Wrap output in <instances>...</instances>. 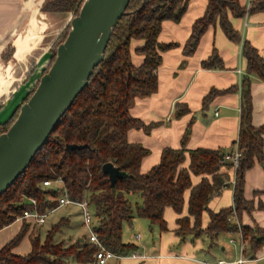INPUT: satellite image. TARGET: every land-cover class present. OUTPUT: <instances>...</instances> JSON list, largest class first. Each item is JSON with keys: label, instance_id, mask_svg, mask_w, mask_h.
I'll use <instances>...</instances> for the list:
<instances>
[{"label": "trees", "instance_id": "1", "mask_svg": "<svg viewBox=\"0 0 264 264\" xmlns=\"http://www.w3.org/2000/svg\"><path fill=\"white\" fill-rule=\"evenodd\" d=\"M69 1V8L77 3L76 0ZM78 1L82 5L85 0ZM246 1L208 0L204 16L194 23L184 48L185 56H192L205 32L217 24L229 40L242 44L241 54L246 62L247 75L240 87L241 123L236 144L242 156L236 169L233 207L217 213L209 212V224L206 229L202 228V217L209 211L210 201L229 186V175L222 169L229 170L233 165L221 159L223 152L220 150L187 149L185 144L190 130L184 135L181 149H165L161 163L148 173H141V164L149 151L140 144L130 143L128 133L132 129L150 132L152 125L147 126L133 117L130 110L137 97L146 98L157 92L162 53L177 47L175 43H159L163 22H179L187 11L188 2L130 0L126 14L112 34L105 58L95 68L87 87L61 118L30 167L0 197V230L13 224L27 211L43 214L57 208V198L66 190L71 200L88 203L93 210L95 231L100 242L118 257H128L138 251L137 246L123 241L125 223L131 224L139 217L148 219L161 231H167L165 210L169 207L178 215L176 234L182 239L206 234L214 243L222 233L240 232L244 239L249 240V250L257 252L263 248L264 229H258L256 234L249 227H238L231 222L235 212L241 216L243 212L254 210V202L245 197V177L256 164L264 169V126L255 127L252 122L251 82V76L264 80V58L249 41H242V35L233 27L229 17L231 14L235 18H243L264 12V0ZM134 40L144 42L136 49V53L144 57L140 66H136L132 58ZM202 66L209 70L225 69L217 54L204 61ZM216 93L212 91L206 100ZM186 113L187 107L179 106L177 115L180 117ZM11 121L0 124V135L7 132ZM73 144L84 148L67 150V146ZM188 160L189 166L185 167ZM107 163L127 174L126 178L117 180L115 187L111 186L109 175L103 171ZM192 175L203 178L199 184L193 185ZM45 181H59L62 189L45 187ZM189 190L188 215L183 216L185 193ZM132 196H139L142 203L134 207ZM31 199H35L37 204L33 205ZM66 220L56 224L43 242L40 235H31L32 249L22 256L13 250L28 234L30 222L24 221L20 232L0 249V264H68L70 258L78 264L97 263L98 248L86 239L73 244L55 241Z\"/></svg>", "mask_w": 264, "mask_h": 264}, {"label": "crops", "instance_id": "2", "mask_svg": "<svg viewBox=\"0 0 264 264\" xmlns=\"http://www.w3.org/2000/svg\"><path fill=\"white\" fill-rule=\"evenodd\" d=\"M187 2V11L179 22H163L159 43H175L177 47L162 53L163 61L158 70L157 92L150 97H137L130 110L133 117L140 119L147 126L152 125L150 132L144 129H132L128 133L130 143L140 144L149 151V155L141 164L140 170L143 174L161 163L165 149H181L187 130H190V135L185 146L189 150L202 148L220 150L228 154L238 146L236 141L239 138L241 123L240 87L243 78L247 75L246 62L241 54L242 44L229 40L219 24L211 25L201 38L196 52L186 57L185 45L190 39L194 23L204 16L208 0H187ZM15 4L16 0H0V27L10 18L5 17V14L15 12ZM229 17L233 27L242 35V41H249L264 58V12L246 15L243 18H235L231 14ZM14 24L15 22L5 32ZM45 28L44 17L36 10L28 22L27 29L14 42L15 56L25 57ZM143 44V41L134 40L131 45L132 58L136 66L144 62V57L136 53V49ZM213 54H217L223 61L224 70L203 68L202 63ZM10 79L11 66L0 64V90L9 84ZM251 82L254 107L252 122L255 127H261L264 126V80L251 76ZM212 91L217 93L206 100ZM179 106H186L188 113L179 117L177 115ZM189 163L188 160L185 167H188ZM222 172L229 175V186L210 201L209 211L204 212L202 217L203 229L209 224V212L217 213L234 206L236 170L223 168ZM202 178L203 176L192 175L193 185L199 184ZM245 179V197L254 202L255 208L251 213L242 216V226L251 227L257 224L264 229L263 167L256 164L246 173ZM189 198L190 190L185 193L183 216L188 215ZM59 208H55L49 215H53ZM177 218L178 215L172 208L165 210L167 231H161L158 226H153L148 219L137 221L135 225L132 222L131 227L134 231L139 228L144 232L135 234V239L128 241V244L137 246L138 251L134 255L115 259L110 264H219L221 261L226 264H262L264 262V247L257 252L249 250L248 240L244 239L240 232L222 233L214 243L206 234L200 237L190 235L184 239L180 238L176 234ZM235 218L234 213L231 222L240 227ZM23 222L24 219H17L13 224L0 230V249L20 232ZM30 225L39 228L41 226L32 222ZM73 243L75 241H70L68 244ZM24 244L25 248L19 251ZM31 249V234L28 233L13 252L24 256L29 254Z\"/></svg>", "mask_w": 264, "mask_h": 264}, {"label": "water", "instance_id": "3", "mask_svg": "<svg viewBox=\"0 0 264 264\" xmlns=\"http://www.w3.org/2000/svg\"><path fill=\"white\" fill-rule=\"evenodd\" d=\"M30 1L24 0L26 5ZM129 3L130 0L84 1L79 15L71 22L66 40L58 47L51 68L20 108L15 122L0 135V197L30 167L61 118L87 87L95 68L104 60L112 34ZM14 31L13 27L11 32ZM83 148L67 146L69 151ZM103 171L109 175L112 187L118 179L127 177L112 163L105 164Z\"/></svg>", "mask_w": 264, "mask_h": 264}, {"label": "rangeland", "instance_id": "4", "mask_svg": "<svg viewBox=\"0 0 264 264\" xmlns=\"http://www.w3.org/2000/svg\"><path fill=\"white\" fill-rule=\"evenodd\" d=\"M76 1L77 3L72 8L68 7L71 5L69 0H46L42 4L39 11L44 17L46 30L39 38H36V43L31 51L22 58L15 56L16 49L13 47V42L27 29L32 13L31 5L30 3L26 5L24 0H16L15 12L13 14L12 12L5 14V17L9 16L10 18L4 21V26L0 27V64L11 66V83L9 88L0 96V124L8 122L10 119L13 121H11V124L15 122L20 113V108L29 100L37 89L43 75L51 68L55 61L59 45L66 40L71 29V22L74 17L79 15L83 5H80L78 0ZM14 22L15 24L12 28L14 27L15 31L11 32L12 28H10L5 32ZM9 31L11 34L8 33ZM53 187L62 189V184H53ZM131 202L134 207L142 203L139 196H132ZM90 210L93 213L91 208ZM246 213L243 212L239 216L235 212V219L240 227L243 225L241 218ZM64 219H68V221L56 234V242L66 241L69 243L70 241L76 242L80 239H86L88 242L89 231L84 226L82 209L76 204L60 207L53 215L47 216L46 223L41 225L40 228L30 225L28 233L32 236L41 233L40 237L43 242L46 239L48 231ZM140 220L143 219L136 217L133 220V224L135 225V222ZM24 221L34 223L30 220ZM249 228L254 230L256 234H258V229H262L257 224L251 227L249 226ZM141 233H144L142 229L136 228L134 231L130 223H125L123 227V241L128 243V241L135 239V234ZM145 234L147 235V233ZM25 246V244L22 245L19 251H22ZM68 264H77V262L73 258H70Z\"/></svg>", "mask_w": 264, "mask_h": 264}, {"label": "built area", "instance_id": "5", "mask_svg": "<svg viewBox=\"0 0 264 264\" xmlns=\"http://www.w3.org/2000/svg\"><path fill=\"white\" fill-rule=\"evenodd\" d=\"M248 6H249V4H248ZM241 156H242V153L240 152V150L237 146L236 150H234L231 153L225 154L224 159L227 162L232 163L233 168L236 170L240 165ZM53 184H61V182L57 181V182L53 183L51 181H45L43 183V185L45 187H52ZM57 201H58L57 207H62V206L70 205V204H76L82 209L83 216H84V226L89 231L88 242L96 245L98 248V251L96 253L97 264H110V262H112L113 260L121 258V257H118L113 252L107 250L105 248V246L100 242L98 235L95 231V226H96L95 225L96 223L94 220L95 217H94L93 213L91 212L90 206L88 205L87 202H85V201L84 202H76V201L71 200L69 198L66 190H64L62 192V194L60 195V197L57 198ZM30 202L33 205L37 204L35 199H31ZM53 210H55V208L47 210L43 214H40L37 211H27L19 219L30 220V221H33L36 225H43L46 223L47 216L50 213H52ZM219 264H226V263L224 261H221V262H219Z\"/></svg>", "mask_w": 264, "mask_h": 264}, {"label": "bare ground", "instance_id": "6", "mask_svg": "<svg viewBox=\"0 0 264 264\" xmlns=\"http://www.w3.org/2000/svg\"><path fill=\"white\" fill-rule=\"evenodd\" d=\"M45 1H46V0H31V2H30L31 8H32V9H31V10H32L31 17H32V15L36 12V10H37L38 13L40 14V11H39V10H40V7L42 6V4H43ZM40 15H41V14H40ZM31 17H30V19H31ZM30 19H29V20H30ZM44 22H45V21H44ZM45 30H46V28H45ZM21 34H22V33H21ZM21 34H20V35H21ZM20 35H19V36H20ZM19 36H18V37H19ZM18 37H17V38H18ZM17 38H16V39H17ZM16 39H15V41H16ZM15 41H14V42H15ZM14 42H13V45H14ZM13 47H14V46H13Z\"/></svg>", "mask_w": 264, "mask_h": 264}, {"label": "flooded vegetation", "instance_id": "7", "mask_svg": "<svg viewBox=\"0 0 264 264\" xmlns=\"http://www.w3.org/2000/svg\"><path fill=\"white\" fill-rule=\"evenodd\" d=\"M10 83H11V80H10L9 84L6 87H4L3 89H1L0 96L9 88Z\"/></svg>", "mask_w": 264, "mask_h": 264}]
</instances>
